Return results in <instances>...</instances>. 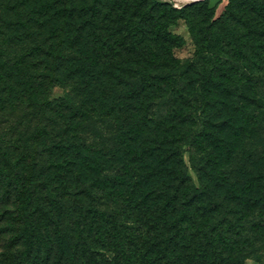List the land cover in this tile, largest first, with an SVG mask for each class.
Returning a JSON list of instances; mask_svg holds the SVG:
<instances>
[{
	"label": "trees",
	"instance_id": "obj_1",
	"mask_svg": "<svg viewBox=\"0 0 264 264\" xmlns=\"http://www.w3.org/2000/svg\"><path fill=\"white\" fill-rule=\"evenodd\" d=\"M254 5L0 0V263L264 257V170H239L264 130Z\"/></svg>",
	"mask_w": 264,
	"mask_h": 264
},
{
	"label": "rangeland",
	"instance_id": "obj_2",
	"mask_svg": "<svg viewBox=\"0 0 264 264\" xmlns=\"http://www.w3.org/2000/svg\"><path fill=\"white\" fill-rule=\"evenodd\" d=\"M162 1H173L174 6L176 7H182L183 5H178L175 0H162ZM208 6L204 7L201 11V13L204 15L205 19L212 20L213 18H217L222 16L230 4V0H207ZM251 3H253V0H248ZM254 14L257 20V23L254 27V30H252L254 33L251 36L252 40L257 41L255 45H250L249 48L243 53L249 56H264V0H254ZM81 9H79L80 11ZM194 10V9H193ZM191 12V11H189ZM58 20L60 21H71V17H59ZM175 30L182 34L187 39V44L183 48H179L176 50V54L181 57H189L193 54L194 51V43L192 40V35L190 28L187 24V21L185 19H181L180 23L175 27ZM62 87H60L61 89ZM57 90L56 94H59L61 90ZM213 119H216V117H213ZM256 136L254 139L250 140L248 143V140H246V145L249 146L250 152H254L255 157H251L252 159H249L248 157H244L239 165V170L242 175V181L246 179V177L249 175L252 177V174L254 172H261L264 170V130L259 131V133L254 134ZM248 137V136H247ZM186 159H189V154L186 153ZM249 179H246L248 181ZM9 226H16V223L11 219V217L8 218V221L3 224L0 223V231L4 230L3 227L9 228ZM5 235H0V251L2 246L4 245V239ZM249 262L251 264H264V257L260 258L259 261H254L252 259H249ZM4 264V263H0Z\"/></svg>",
	"mask_w": 264,
	"mask_h": 264
},
{
	"label": "bare ground",
	"instance_id": "obj_3",
	"mask_svg": "<svg viewBox=\"0 0 264 264\" xmlns=\"http://www.w3.org/2000/svg\"><path fill=\"white\" fill-rule=\"evenodd\" d=\"M178 5H185L191 2H194L193 0H175Z\"/></svg>",
	"mask_w": 264,
	"mask_h": 264
},
{
	"label": "water",
	"instance_id": "obj_4",
	"mask_svg": "<svg viewBox=\"0 0 264 264\" xmlns=\"http://www.w3.org/2000/svg\"><path fill=\"white\" fill-rule=\"evenodd\" d=\"M193 1H199V0H193Z\"/></svg>",
	"mask_w": 264,
	"mask_h": 264
}]
</instances>
